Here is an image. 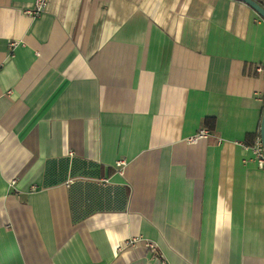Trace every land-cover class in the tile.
<instances>
[{
  "label": "crops",
  "instance_id": "obj_1",
  "mask_svg": "<svg viewBox=\"0 0 264 264\" xmlns=\"http://www.w3.org/2000/svg\"><path fill=\"white\" fill-rule=\"evenodd\" d=\"M35 1L0 0V264H264V19Z\"/></svg>",
  "mask_w": 264,
  "mask_h": 264
},
{
  "label": "built area",
  "instance_id": "obj_2",
  "mask_svg": "<svg viewBox=\"0 0 264 264\" xmlns=\"http://www.w3.org/2000/svg\"><path fill=\"white\" fill-rule=\"evenodd\" d=\"M50 0H36L34 7L29 11V14L32 16H39L41 13H43L46 8L48 7ZM255 72L257 74L264 75V65L257 64L255 66ZM210 136V130L207 128H202L196 136L190 139V141L195 142L202 138H208ZM252 150L253 154V161L257 165L258 168L264 169V145L262 141V137L259 136L256 138L254 144L247 145ZM136 240V239H135ZM133 240V241H135ZM149 247L154 252L157 251V244L154 242H149Z\"/></svg>",
  "mask_w": 264,
  "mask_h": 264
},
{
  "label": "water",
  "instance_id": "obj_3",
  "mask_svg": "<svg viewBox=\"0 0 264 264\" xmlns=\"http://www.w3.org/2000/svg\"><path fill=\"white\" fill-rule=\"evenodd\" d=\"M251 6L264 19V6L256 0H239ZM261 137L264 145V113L261 122Z\"/></svg>",
  "mask_w": 264,
  "mask_h": 264
},
{
  "label": "trees",
  "instance_id": "obj_4",
  "mask_svg": "<svg viewBox=\"0 0 264 264\" xmlns=\"http://www.w3.org/2000/svg\"><path fill=\"white\" fill-rule=\"evenodd\" d=\"M207 127L209 128H212L214 126V119L213 118H210L208 117L207 120H206V124H205ZM260 136V133H253V134H249L247 136V139H246V144L247 145H252L254 144L255 140L257 137Z\"/></svg>",
  "mask_w": 264,
  "mask_h": 264
}]
</instances>
